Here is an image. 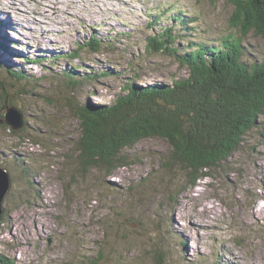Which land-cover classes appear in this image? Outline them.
<instances>
[{
  "label": "rangeland",
  "instance_id": "1",
  "mask_svg": "<svg viewBox=\"0 0 264 264\" xmlns=\"http://www.w3.org/2000/svg\"><path fill=\"white\" fill-rule=\"evenodd\" d=\"M234 6L231 0H0L6 27L0 23V34L10 42V53L0 50V168L10 181L0 197V246L15 264H264V116L227 163L199 174L174 159L163 129L132 148L119 142L120 153L106 163L124 164L109 171L87 162L101 163L99 153L76 148L92 126L77 114L91 117L87 104L114 103L134 84L174 89L188 76L190 65L179 58L187 49L239 39L230 25ZM180 14V24L170 20ZM168 28L174 46L167 36L150 40ZM95 35L109 43L81 54L77 41ZM243 45L245 63L264 61L262 36L251 32ZM69 69L93 79L69 84ZM163 95L157 101L164 103ZM130 104L131 113L173 117L164 104ZM14 113L24 129L4 121ZM112 124L102 126L109 139L118 130ZM174 134L182 144L184 136Z\"/></svg>",
  "mask_w": 264,
  "mask_h": 264
},
{
  "label": "trees",
  "instance_id": "2",
  "mask_svg": "<svg viewBox=\"0 0 264 264\" xmlns=\"http://www.w3.org/2000/svg\"><path fill=\"white\" fill-rule=\"evenodd\" d=\"M231 1L235 2V11L230 25L237 29L241 36L239 39L230 36L220 44L214 43V46L204 43L199 44L195 50L191 47L187 49V53L181 54L179 58L182 64L190 65L187 70L188 76L182 79L183 83L181 81L178 83L179 86L173 89V84L168 83L146 86L133 83L138 88H132L133 85L123 88L124 96L120 94L114 103L87 104L94 111L91 117L77 112L81 124L88 123L92 126H87L85 128L87 132L84 131L79 139L84 146L76 148L89 154L99 153L101 159L99 161L101 163L87 162H92L96 167H105L107 171L115 169L124 163H106V159L114 153H120L119 142L124 148H132L139 139L148 138V133L161 129L171 141L174 159L182 167L195 168L198 171L196 174L217 167L218 163H227L240 150L246 136L259 127L260 117L264 116V61L254 64L243 61L245 56L243 38L251 32L264 38V0H246L248 6L242 0ZM182 18L184 17L180 14L179 17L173 16V19L170 17V20L180 24L179 19ZM189 21L193 22V19ZM184 22L187 25L188 21ZM0 23L3 26L2 22ZM3 27L6 30V27ZM160 32L150 40L165 39L167 36L169 40L166 43L173 42V46L175 45L173 28ZM5 34L6 32H3L4 36L0 34V50L6 48L5 52L10 53L7 49L10 42ZM96 36L83 44L77 41L78 51H81V54L88 50L101 52L103 50L101 42H109ZM149 46L154 48L155 44ZM177 52L175 49L173 53ZM71 58L79 59L80 56L75 55ZM74 75L75 71L69 69L67 77L69 84L70 78H76ZM15 76L24 78L19 71L15 72ZM92 79L93 76L86 77L85 80L76 78L78 81L74 84L78 86L80 81L87 82ZM164 93V103L157 101ZM129 102L133 105L138 103L148 105V108L164 104L165 108L172 111L173 117H161L158 110L148 114H145V111L131 113ZM133 105L130 104L131 107ZM145 109L141 108L138 111ZM124 110H128L129 113L126 114ZM149 115L158 116L159 119L152 121L147 118ZM170 119L175 121L176 126ZM111 121L118 130L109 139L105 137L103 127L110 126ZM175 131L184 136L182 144L175 136ZM97 132H101L104 138L97 136ZM130 144L132 146H129ZM14 262L3 253L0 246V264H15Z\"/></svg>",
  "mask_w": 264,
  "mask_h": 264
},
{
  "label": "water",
  "instance_id": "3",
  "mask_svg": "<svg viewBox=\"0 0 264 264\" xmlns=\"http://www.w3.org/2000/svg\"><path fill=\"white\" fill-rule=\"evenodd\" d=\"M11 110H18V109H16V108H10V111ZM6 111H8V109H6ZM22 114V113H21ZM23 118V117H22ZM9 126H11L12 127V129L14 130V131H18L20 128H22V124H23V122H22V120H20V122H21V125L20 126H18V124L20 123L19 122V119H18V116H17V114L16 113H14V114H11L9 117H8V119L7 120H4ZM1 123H4L3 121H1ZM22 129H24V128H22ZM9 183H10V181H9V176H8V174H7V172L4 170V169H2V168H0V197H2V199L6 196V194H7V192L9 191ZM1 199H0V215H1V213H2V207H3V205L1 206ZM0 219H1V217H0Z\"/></svg>",
  "mask_w": 264,
  "mask_h": 264
},
{
  "label": "bare ground",
  "instance_id": "4",
  "mask_svg": "<svg viewBox=\"0 0 264 264\" xmlns=\"http://www.w3.org/2000/svg\"><path fill=\"white\" fill-rule=\"evenodd\" d=\"M173 18V17H172ZM176 19V18H175ZM5 24V23H4Z\"/></svg>",
  "mask_w": 264,
  "mask_h": 264
}]
</instances>
